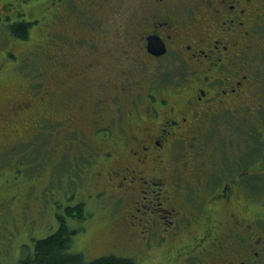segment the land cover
<instances>
[{
	"label": "rangeland",
	"instance_id": "obj_1",
	"mask_svg": "<svg viewBox=\"0 0 264 264\" xmlns=\"http://www.w3.org/2000/svg\"><path fill=\"white\" fill-rule=\"evenodd\" d=\"M153 1L0 0V264H21V257L33 251L35 238L60 227L59 215L78 229L72 249L82 251L89 260L118 253L139 257L138 264L167 263L160 250L156 251V243L149 255L142 257L138 253L146 245L140 241L137 230L129 227L137 221V212L127 209L128 197L120 202L123 190L107 181L111 165L121 161V156L129 154L132 147L124 145V134H106L101 128L108 118L116 119L110 116V100L129 105L135 92L147 91V87L138 86L150 77L175 95L187 94L190 83L195 82L190 79L197 76L189 73V59L171 51L150 60L145 53L141 56L138 43L134 48L126 44L130 37L137 40L131 32L141 29L140 17L135 13L142 10V4ZM16 20L32 21L27 38L16 37L10 31ZM96 46L110 48V53H116L130 65L124 54L128 49L136 71L132 81L114 69L112 55L104 54L101 58ZM244 51L250 54L240 57L246 59L241 71L250 75L248 82H254L246 92L250 110H254V102L264 99V38L255 42L250 51ZM96 55L106 70H98L92 78V59ZM75 72L83 77L75 76ZM70 73L73 77L68 80ZM111 73L124 86L114 89ZM220 74L215 69L202 70L199 77ZM55 91L58 106L45 117L40 114L41 107L55 103L52 95L49 97ZM29 98L34 99L38 108L37 117L29 109L17 110V104ZM78 99L86 104V111L75 125L78 132H74L64 125L68 115L80 113L74 104ZM123 113L118 109L115 115L120 117ZM94 122L100 127L97 132ZM249 129L247 121L241 120L239 131L223 132L225 143L221 145L220 141L208 152L202 150L201 158L207 155L220 161L223 167L230 166L231 172L237 167H246L248 174L249 170L254 171V160H264V145L259 136L249 135ZM194 162L193 159L191 163ZM255 169L261 176L251 175L260 180L261 197L257 204L246 208L242 207L240 196L237 209L255 215L256 221L264 225V164L256 161ZM186 174L193 177L194 173L188 170ZM79 202L88 212L83 219L67 214V207ZM160 227L158 224L154 229L155 237L161 234ZM207 248L218 252L215 246Z\"/></svg>",
	"mask_w": 264,
	"mask_h": 264
},
{
	"label": "flooded vegetation",
	"instance_id": "obj_2",
	"mask_svg": "<svg viewBox=\"0 0 264 264\" xmlns=\"http://www.w3.org/2000/svg\"><path fill=\"white\" fill-rule=\"evenodd\" d=\"M141 9L143 13H135L140 17L141 29L131 32L137 40L130 37L126 44L134 48L138 43L141 56L145 53L150 60L173 51L189 59V73L197 77L190 78L195 82L183 95L170 93L150 77L138 86L147 87V91L135 92L130 106H120L112 100L108 105L110 116L116 119L108 118L101 128L106 134H124V145L132 148L121 156V161L111 165L107 181L123 190L120 202L128 197L127 209L137 212V221L129 227L137 230L146 245L138 253H145L142 257L149 255L156 243V251L166 257V264H264V225L256 221L255 215L237 209L240 196L246 208L260 199L262 185L251 174L261 176L255 162L264 164V160L255 159L254 171L248 174L246 167L231 172L230 166L225 168L220 161L207 155L201 158L202 150L208 152L220 141L221 145L225 143L223 132L239 131L241 120L249 124V135L259 136L264 145V99L255 101L256 109L250 110L246 92L254 82H248L250 75L241 71L246 59L240 58L247 53L244 50L250 51L255 42L264 38V0H155L142 4ZM152 36L163 40L165 53L157 55L149 50ZM96 47L101 58L112 55L114 69L132 81L136 71L128 49L124 54L130 65L110 53V48ZM101 58L96 55L92 59V78L98 70H106ZM212 69L222 76L199 77L202 70ZM77 73L74 75L82 76ZM111 75L113 88L119 89L124 82ZM72 77L70 73L68 80ZM51 95L55 103L41 107L40 114L45 117L58 106L57 92ZM30 99L17 104V110L29 109L37 117L38 108ZM74 104L80 113L68 115L64 127L78 132L75 125L86 111V104L79 99ZM118 109L125 112L120 117L115 115ZM94 127L100 128L98 122ZM188 170L195 178L186 174ZM158 224L162 232L155 237ZM210 246L217 247L218 252L207 248Z\"/></svg>",
	"mask_w": 264,
	"mask_h": 264
},
{
	"label": "trees",
	"instance_id": "obj_3",
	"mask_svg": "<svg viewBox=\"0 0 264 264\" xmlns=\"http://www.w3.org/2000/svg\"><path fill=\"white\" fill-rule=\"evenodd\" d=\"M32 21L16 20L11 24L10 31L16 37L27 38L28 28ZM67 214L85 218L88 212L84 211L83 202L67 207ZM59 215V214H58ZM60 227L44 236L34 239L33 251L25 253L20 259L21 264H138L137 258L118 253L103 254L93 259H87L79 250H73V241L77 228L68 225L64 216L59 215ZM145 254V253H142Z\"/></svg>",
	"mask_w": 264,
	"mask_h": 264
},
{
	"label": "water",
	"instance_id": "obj_4",
	"mask_svg": "<svg viewBox=\"0 0 264 264\" xmlns=\"http://www.w3.org/2000/svg\"><path fill=\"white\" fill-rule=\"evenodd\" d=\"M148 47L152 53L157 55H161L166 52V45L158 36H152L149 38Z\"/></svg>",
	"mask_w": 264,
	"mask_h": 264
}]
</instances>
